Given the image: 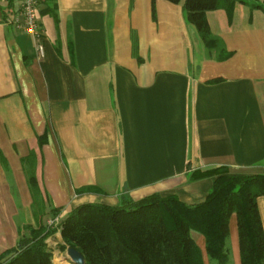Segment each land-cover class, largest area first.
<instances>
[{
    "label": "crops",
    "instance_id": "1",
    "mask_svg": "<svg viewBox=\"0 0 264 264\" xmlns=\"http://www.w3.org/2000/svg\"><path fill=\"white\" fill-rule=\"evenodd\" d=\"M0 0V254L35 227L28 176L61 217L85 204L207 196L225 168L264 174V14L236 3L207 12L205 49L165 0H38L44 57ZM264 234V196L256 200ZM50 223V216H46ZM60 236V235H59ZM203 264L204 240L197 238ZM228 264H241L236 218ZM64 263H67L64 257Z\"/></svg>",
    "mask_w": 264,
    "mask_h": 264
},
{
    "label": "trees",
    "instance_id": "2",
    "mask_svg": "<svg viewBox=\"0 0 264 264\" xmlns=\"http://www.w3.org/2000/svg\"><path fill=\"white\" fill-rule=\"evenodd\" d=\"M154 1L151 2L154 17ZM179 5L209 52L218 48L206 13L222 8L227 15L240 3L264 14V0H165ZM264 166V160L262 163ZM212 179L205 199L185 204L177 196L151 194L139 200L120 194L115 205L85 204L61 217L28 176L35 227L19 225L15 246L0 254V264H55L46 241L60 234V252L73 249L84 264H203L197 238L204 240L209 264H228L226 240L231 216L236 218L241 264H264V234L256 200L264 196V174L230 175L221 167L193 173L190 181ZM58 218V224L46 223Z\"/></svg>",
    "mask_w": 264,
    "mask_h": 264
},
{
    "label": "built area",
    "instance_id": "3",
    "mask_svg": "<svg viewBox=\"0 0 264 264\" xmlns=\"http://www.w3.org/2000/svg\"><path fill=\"white\" fill-rule=\"evenodd\" d=\"M38 0H20L18 11L9 22L18 30L29 34L35 43L36 54L39 58L44 57V48L42 44L43 35L39 28L37 18ZM58 224V218H55L50 224Z\"/></svg>",
    "mask_w": 264,
    "mask_h": 264
},
{
    "label": "rangeland",
    "instance_id": "4",
    "mask_svg": "<svg viewBox=\"0 0 264 264\" xmlns=\"http://www.w3.org/2000/svg\"><path fill=\"white\" fill-rule=\"evenodd\" d=\"M59 233H56L53 237H50L47 239L46 243L48 247L52 250L53 253V262L55 264H72L69 260H66V250L64 252H60V246L62 244L61 237L59 236ZM67 261V263H64L63 258Z\"/></svg>",
    "mask_w": 264,
    "mask_h": 264
},
{
    "label": "water",
    "instance_id": "5",
    "mask_svg": "<svg viewBox=\"0 0 264 264\" xmlns=\"http://www.w3.org/2000/svg\"><path fill=\"white\" fill-rule=\"evenodd\" d=\"M65 258L66 260H69L72 264H84V259L81 254L73 249L66 250Z\"/></svg>",
    "mask_w": 264,
    "mask_h": 264
}]
</instances>
